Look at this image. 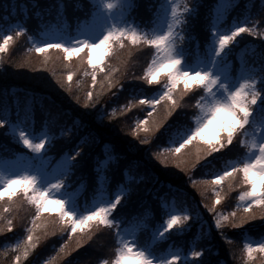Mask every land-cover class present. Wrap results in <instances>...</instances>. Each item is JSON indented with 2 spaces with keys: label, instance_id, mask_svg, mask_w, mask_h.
<instances>
[{
  "label": "snow or ice",
  "instance_id": "obj_1",
  "mask_svg": "<svg viewBox=\"0 0 264 264\" xmlns=\"http://www.w3.org/2000/svg\"><path fill=\"white\" fill-rule=\"evenodd\" d=\"M117 6L130 15L131 9L136 7V4L135 0H103L105 9L112 10ZM194 7L187 0H164L155 9L152 19L148 21L151 24L150 29L137 27L123 14L118 20H110L105 16L100 22L96 18L99 14L97 8L95 15L86 13L83 18H76L75 34L80 37L79 39L59 37L52 42L38 41L35 37L30 39L35 45L34 51L38 53L46 54L49 50L55 49L62 51L64 58L69 62L74 56L86 61L91 66V72L85 71L84 75H91L93 88L97 84V74L105 71V61L110 62L111 58L125 47L126 40L133 46L153 47L154 55L141 79L148 84H160L161 81L163 84L151 98L148 95H141L139 100H134L126 106V111L136 104L150 108L143 119L136 121L133 134L139 137L141 132L145 134L159 132L166 142L172 145L164 148V153L172 157L185 156L184 150L194 147L195 160L191 168H196L202 160L207 163L206 158L213 153L221 154L222 150L228 149L229 146H241L243 152L237 159L227 161L221 170L212 173L211 180L204 181L212 186L211 190L215 193V202L209 209L215 211V205L227 195L223 193L225 183L231 187L233 182L239 179L240 183L236 186L242 188L239 201L243 202L244 215H237V211L241 209V205L238 204L236 210L227 215L218 213L214 219L217 229L229 223L236 227L256 218L254 207L264 209V54L258 70L249 66L248 71L234 74L228 59L232 50L227 46L241 33L264 36V30L257 28L259 21L249 20L250 12L242 19L235 18L234 23H225L221 20V15H226L235 4L233 0H214L212 12L209 14L211 38L205 42L203 52L200 51L199 42H195V55H193L183 43L185 39L183 26L187 23L185 16H190ZM66 19V16L61 17L65 22ZM64 27L65 25L62 24L57 31ZM26 32L27 29L22 24H17L15 28L5 27L0 31V71H6L3 67L2 54L10 48L16 37ZM192 39L195 40L194 37ZM124 63L126 64L127 61ZM108 66L110 68L108 77H112L118 68L110 63ZM53 74L55 75V71ZM74 75L72 71L67 72L69 86ZM56 78L60 80L59 76ZM107 82L109 87L123 88L119 79H108ZM185 97L194 99L192 107L197 114L187 123H181V112L176 110L182 108ZM76 99L78 100L79 97ZM87 99L94 107L93 91L87 93ZM162 104L166 108L164 118L157 121L153 118V114L158 113ZM173 113L176 114L175 117ZM98 114L102 121L103 113ZM112 114H116L115 109H112ZM170 117H173L172 121H169ZM6 124L17 142L35 153H40L41 156L44 155L42 150L50 139L47 132L40 131L34 126L25 130L24 122L0 119V126ZM91 135L89 133L90 137ZM78 152L79 148L75 150V153ZM75 153L64 154L63 166L51 177L46 174V170L40 175L30 174L29 171L7 174L0 172V202H2L0 220H5V226H0V233L15 228L11 219H5V212L12 210L14 197L22 195L36 209L31 218V226L26 228V237L13 245L17 252L15 264H22V258L28 257L39 244L40 237L36 236V230L47 228V222L38 224L37 221L41 220L45 212L57 214L59 231L69 232V240L74 235L80 236L76 244L77 248L92 239L95 229L103 227L114 230L118 247L114 249V259L111 264H176L177 261H181L179 249L162 250L154 242L157 238L163 239L168 230L173 229L174 226L183 225L189 219L187 209L169 207L165 213L167 218L163 219L158 227H154L151 242L141 241L136 235L139 229L128 231L121 227L118 219L113 218L112 213L117 209V205L130 193L124 184L116 185L111 190L99 188L101 176L105 185L109 183L105 173L98 172L94 183L96 203L89 208L78 209L75 198L63 187L68 182L62 179L70 173L75 163ZM162 159L164 163H168V156H163ZM102 163L106 168L107 161ZM175 163L184 167L187 161L175 159ZM185 171H188L187 167ZM193 183L196 181L193 180ZM148 211L142 210L145 215ZM261 216H264V212ZM54 232L55 230L52 234ZM247 240L251 242H246L244 245V264H252L255 253H264V238L257 240L246 237ZM67 245L68 240H65L60 250L65 251ZM202 251L203 249L193 250L191 255L200 257ZM102 264H109V260H103Z\"/></svg>",
  "mask_w": 264,
  "mask_h": 264
},
{
  "label": "trees",
  "instance_id": "obj_2",
  "mask_svg": "<svg viewBox=\"0 0 264 264\" xmlns=\"http://www.w3.org/2000/svg\"><path fill=\"white\" fill-rule=\"evenodd\" d=\"M93 1L0 0V31L7 27V23L15 19L20 23H24L27 29V32L16 37L15 44L13 43L2 54L3 67L6 71H0V119L7 118L11 121L24 122V124L32 123L37 129L47 127L48 130H52L57 127L54 129L57 134L59 131L66 130L65 143L53 142V144H58L59 152L62 151L66 154L74 150L78 143L91 138L75 154V157H78L76 158L78 162L75 161L70 170L73 179L66 186V189L71 191L81 189L80 196L77 198L78 202L80 204L90 203L95 198L93 188L98 172L105 173L109 178L108 185H105L103 176H101L98 187L107 188L108 190L119 184L127 185L129 178H133L135 183L129 189L130 194L126 199L122 198L112 216L118 220L123 219L121 227H123L122 225L136 224L141 221L143 226H140V231H142L140 235L143 234L146 237L141 238L142 241H150L154 227H158L160 222L167 218L165 213L171 207L170 202L177 203L181 207L187 204L190 208V216L186 224L183 225L182 229L169 234L168 239H161L156 246L166 251L170 248L184 247L186 249L190 246L198 250L203 249L202 252L206 254L204 257L187 264H194V262L195 264H244L243 249L246 237L252 235L254 237L264 236V216H261L260 213L254 219L255 222L236 227L230 223L225 224L224 227L218 229L220 233H217L212 219L220 211L227 215L235 210L241 189L234 192L229 207H226L225 203H222L224 206L221 204L215 205L217 210L213 211L211 214H215L211 216L207 212H209L213 203L208 201L205 193L203 197L198 196L199 189L196 183L204 180L202 178L204 175H201V172L205 173L208 168L211 174L224 161H229L230 159L224 156L228 152L221 153L223 155L214 154L207 157V163L202 160L196 168H191V164L195 160V157H193L188 171H179L178 169L168 171L163 169L161 163L157 161L159 157L157 153H161L163 156L168 155L164 153V148L172 145L167 143L159 132L155 134L141 132L139 137L133 134L136 121L143 119L147 114L146 111H150V109L145 105L136 104L135 107L126 111V106L134 100H139L141 95L153 93L158 89V86L150 87L139 82V77L134 78L136 68L131 64L132 56L131 58L127 56L126 66L121 67L120 73H113L112 77H108L110 68L106 66L105 71L100 72L101 74L98 73L95 88L92 85L91 75H84L86 70L79 71L78 75L75 74L70 86L67 79L60 82L53 78L50 68L41 78L34 75L32 71L29 72V69H27V72L22 73L16 70V63L21 59L20 51L17 48H21V45L27 50L34 48L30 37L41 23L47 27L64 24L65 30L74 31L76 29V18H83L86 13H92L95 5ZM157 2H160V0H157ZM233 2L235 7L222 17V21L234 23L235 18L242 19L244 15L250 12L249 20L252 21L253 16L257 15V21H259L257 28L264 30V10H262L264 0H233ZM135 4L136 7L131 9L132 14H136L134 18L142 28L150 29L151 24L148 23L150 21L149 13L154 11L152 1L135 0ZM213 4L214 0H196L192 14L185 18L187 21L183 26L187 27L185 38L188 40L187 44L190 42L192 45L190 52L193 55H195L194 44L197 41L199 42L200 51H204L205 31H209V14L212 12ZM62 16H66V22L61 20ZM193 37L195 40L192 39ZM227 47L232 50L228 56L231 69L240 65L239 63L242 60L247 68L251 66L252 69L257 70L256 66L261 64V57L264 54V36L241 33ZM22 54H25L23 50ZM83 65L86 67L85 61H82V67ZM51 68L58 71L62 68V65L53 64ZM108 79H119L120 84H123V88L119 86L109 87ZM67 91L70 93H67ZM89 91L94 92V107H92V102L87 99ZM151 94L148 95L149 98L152 97ZM77 97H79L78 100ZM112 109L116 110L115 115L112 114ZM176 111L181 112V109ZM99 112L103 113L102 121L99 119ZM175 115L173 113V117ZM186 115L181 112V123H187L191 119L190 117L188 120ZM173 117H170L169 121H172ZM89 133L92 134L91 137ZM142 140L146 142L141 143ZM19 143L10 134L7 124L0 126V158H12L17 154L26 152V149ZM231 149L232 157L236 159L243 152L241 146H229L228 150L231 151ZM47 153L51 155V151ZM109 158H112V161L103 170L104 163L102 162ZM51 160H53V157H51ZM216 161H219L217 168L214 165ZM193 180L196 183H193ZM209 191L212 190L209 189L208 193ZM226 193L228 192L226 191ZM207 206L210 208H207ZM21 207L22 209L14 207L11 212H5V219H11L15 224V228L11 231L6 229L3 233H0V264H15L17 252L15 249L8 251L6 246L9 241L16 243L25 233L27 235L26 228L31 226L32 217H29L28 223H26L21 216L23 215V209L27 207ZM145 209L149 210L147 215L142 212ZM18 210L20 212L16 214ZM261 212H264V210ZM125 221L127 222L125 223ZM4 224L5 220H0V225L3 226ZM145 225H147V228H145ZM38 229L36 230V236L40 237V242L28 257L22 258V264H36L40 260L37 257L40 255L42 243L47 238H53L56 235V233L52 234L51 232L43 233ZM57 234L64 235L63 239L69 235L68 232L59 231ZM115 234L114 231L112 236L114 244L116 243ZM58 238L62 237L59 236ZM64 262L59 264H64ZM252 264H264V255L260 256L258 263L254 260Z\"/></svg>",
  "mask_w": 264,
  "mask_h": 264
},
{
  "label": "rangeland",
  "instance_id": "obj_3",
  "mask_svg": "<svg viewBox=\"0 0 264 264\" xmlns=\"http://www.w3.org/2000/svg\"><path fill=\"white\" fill-rule=\"evenodd\" d=\"M151 1L153 3L152 7H153L154 11L156 8L159 7V5L161 3L164 2V0H160V2H157V0H154V1L151 0ZM93 2L95 4L94 5L95 7L92 10V14L95 15L97 8L99 9V14L96 16L98 21L102 22L103 18L105 16L109 17L110 20H112V19L118 20L121 18L122 14H123V15L127 16V19L129 22L135 24L137 27L142 28L139 25V23L136 21V19L134 18L136 16V14L135 13L132 14L133 11H131V14L129 15L128 12L125 11L124 9H122L120 6H117L116 8H114L112 10H108V9H105L103 7V0H94ZM187 2L190 5H194V3H196V0H187ZM154 11H150L149 20L152 19ZM138 15H140V13H138ZM186 16H185V18H186ZM223 16L224 15H221V20H222ZM257 19H258V16L256 15V16H253V19H251V20H252V22H256ZM17 24H22L26 28V25L24 23H20L16 19L7 23V27L15 28ZM57 28H60V26L51 25V26L47 27V26H44L43 23H41L38 26L37 30L35 29L36 31L34 30V32H32L31 37H35L36 40H38V41L39 40H49V42H52L59 37H64L65 39H67L69 37L74 38V39L80 38L79 36H76V34H75L76 29L74 31L69 32L68 30H65L64 28L60 31H57ZM143 28H145V27H143ZM184 29H185L184 37H186L185 32L187 30V27H184ZM205 37L206 38H204V39L206 41L211 38L209 31H205ZM185 39H184L183 43H184V45H186V48L190 52L192 50V45L190 44V42H189V44H187L188 40H187V38H185ZM14 44H15V41H14ZM33 45H34V43H33ZM34 48H35V45H34ZM34 48L27 50L23 45H21V48L20 47L17 48L20 51V55H21L20 58L23 60L19 59L20 61H18V63H16V65H17L16 70H18L22 73V72H27V69H29V72L32 71V73L34 75H37L41 78L42 75L45 72L49 71V68H50V72L52 74V77L57 79L56 77L59 76L60 82H62L64 79L65 80L67 79V72L68 71H72L77 75H78L79 71H82V70H84V71L86 70L89 73L91 72V66L88 65L86 63V61H85L86 67H85V65H83V67H82V60L79 57L74 56L72 61L69 62L66 58H64V54L62 51H57L55 49H51L46 54H41V53L34 51ZM22 50L25 52V54H22ZM154 51H155L154 48L151 46H148V45L133 46V45H131V43L129 41L126 40L125 41V47L122 48L116 54V56H113L111 58L110 62L105 61V67L108 66L110 63V64L116 66L118 68L117 72L120 73L121 67L126 66L124 61H126L127 56H129V58H131V56H132L133 59H132L131 64H133L132 66L136 68L135 69L136 74L133 75L134 78L137 79V77H139L138 81L144 83V85H147L150 87L158 86V89L156 91L152 90L153 93L152 92L149 93V94L152 93L151 95L153 96L162 87L163 81H161L160 84H148L147 81L142 80L141 77L143 76L147 65L150 63L151 58L154 55ZM129 53H131V54L129 55ZM81 56H83V53H81ZM53 64H56L58 66L60 64V65H62V68L58 71L52 70L51 66ZM239 64L240 65H238L237 67L236 66L233 67L232 71L234 74H236L239 71H248L249 70V68L246 67V65L243 63L242 60L240 61ZM256 67L258 70L260 65H257ZM253 69H255V68H253ZM54 71H55V75L53 74ZM117 72H115V73H117ZM257 74H258V72H257ZM97 76H98V74H97ZM159 85L161 86L160 88H159ZM67 93H70V92L67 91ZM193 103H194L193 99L186 98V97H185V101H183L181 112L183 114H187L186 118L188 117V120L190 117H193L194 115L197 114L196 110L192 107ZM144 109H146V108L144 107ZM165 111H166V108L162 104L160 109H158V113L153 114V118L155 120L163 118ZM192 123L194 124V121H192ZM25 125H26L25 130H27L28 127L34 126V124H32V123L31 124H25ZM56 128L57 127L53 128L52 130H48L47 127L43 128V129L38 128V130H40V131L47 132L49 137H50L49 141L45 145V149L42 150V152L44 153L43 156H41L40 153H35L31 149H28L27 146L23 145L22 143L21 144L19 143L22 147H24L26 149V152L24 151L20 154H17L16 156H14L12 158H7V159L0 158V172H4L5 174H7L10 172L22 173L23 171H29L30 174L40 175L42 173H45V170H46V174L49 177L56 175L59 168L63 166V156H64V154H66L62 151H60V152L58 151V150H60V148L58 147V144L65 143L66 138H67V136L66 137L64 136L66 134V130L59 131V133L57 134V131L54 130ZM90 140H91V138L86 139L84 142L78 143L76 145V147L74 148V150L69 151L67 154L72 155L73 153H75V150L77 148H80V147L82 148V146H84ZM55 141L58 144L57 143L53 144V142H55ZM228 149L222 150L221 153L228 152L224 156H227L230 160H235L236 158L232 157V149H231V151ZM50 151H51V155L47 153ZM184 151H185L186 155L181 156V157H172L170 154L164 155V156H168V163H164V161L162 159L163 154L160 153L157 161L161 163V167L165 170L171 171V170H177L178 169L179 171H183V170H185V167H187V168L189 167L191 159L193 157H195V148L189 147L188 149H186ZM214 154H216V153H213L212 156ZM56 155H58V156L55 157ZM221 155H223V154H221ZM51 157H53V160H51ZM76 158H78V157H74L75 161L78 162V159H76ZM175 159H181L182 161L186 160L187 163L184 167H181L175 163ZM106 161H107V166H108L110 164V162L112 161V158L111 159L109 158ZM225 164H226V161H224L218 167L219 161L214 162L215 168H217V167L218 168H217V170H214L212 173H215V172H218L219 170H221ZM103 170H105V165H103ZM209 170L210 169L207 168L205 173L201 172V175H204V176H202V178L204 180L201 182H197L196 184H197L198 189H199L198 196L203 197V195L205 193L208 201L214 204L215 193L213 191H209V193H208V190L211 189L212 186L204 182V181L212 179V173L210 174ZM62 179H65L68 182L66 185L63 186L66 189V186L71 183V179H73V175L70 172L67 176L62 177ZM52 182L54 183V181H52ZM133 183H135L134 179L130 177L129 181L126 185L128 188V191L133 186ZM239 183H240L239 179L234 181L231 187H229V185L227 183H225L224 188H223V193H226V191L228 193H227L225 199H223L219 204L224 206L222 203H225L226 207L230 206V201L232 199V195L234 194V192H236L237 190H240V189L242 190L241 187L236 186ZM78 187H79V185H78ZM66 190L69 193H71V195L75 198V203L77 204V207L79 210L89 208L91 205L96 203V197H95L93 199V201L90 203L80 204L78 202L77 198L80 196V193L82 190L81 189L72 190V191L68 190V189H66ZM238 195H237V197H238ZM5 200H7V198H5ZM237 200H238V204L241 205V209L239 211H237V215L238 216L244 215V213H243V202L239 201L238 198H237ZM0 203H2V202H0ZM169 204L171 205V207H176V208L181 207L177 203L170 202ZM21 206L27 207L26 209H23V211H22L23 215H21V216L23 217L24 221L26 223H28L29 217H32L35 214L36 209L33 205L28 203V201L22 195H18L17 197L13 198L12 209L14 207H18L19 209L20 208L22 209ZM208 207L209 206H207V208ZM117 208H118V205H117ZM183 208L187 209L188 215L190 216V208L187 206V204H184ZM236 209H237V207L235 208V210ZM0 210H2V209H0ZM215 210H217V209H215ZM262 210H264V209H261L259 207H254V213H255L256 218H257V216H259L260 213H262L261 212ZM19 212H20V210H18L16 214H19ZM121 212H123V211H121ZM212 212L213 211L209 210V212H207V213L211 214ZM218 213H222V212L220 211ZM214 214L215 213L211 214V216ZM78 216H79V211H78ZM216 216L217 215H215V218H216ZM215 218L212 219L213 226H214L215 231L217 233H220V231L215 227V224H214ZM57 219H58L57 214H54V213L49 214L48 212H45L44 216L41 218V220L37 221L38 224H40L42 222H47V228H39L38 229L39 231H41L43 233H50V232L53 233V231L55 230L54 234L56 233V235H54L53 238H47V240L42 243L40 255L37 257V259H40V260L36 264H56L58 261H59L58 264L60 262H63V261H65L64 264H102V261L105 259L109 260V264H111V261L114 259V255H113L114 249L116 247H118V244L117 243L114 244L112 241V239H113L112 236L114 235V230L108 229V228H103V227L99 228V229H95L94 234L92 236V239L88 240L87 243H84L79 248H77L76 244H77V241L80 239V236L74 235L69 240L68 238H69L70 233L68 232L69 235L67 237H65V239H63L64 235L61 236V235L57 234V232L59 231V228H60V225L57 222ZM253 220L254 219L248 220L247 224L248 223L250 224V223H253L256 221V220H254V221ZM118 221L121 224V221H123V219L122 220L119 219ZM19 222H21V221H19ZM186 222L187 221H185L184 224H186ZM142 224L143 223L141 221H138L136 224L133 223L130 225H122V226L124 228H126L128 231H134L136 229H139L138 231H136V235L141 240V238H146L143 236V234L140 235V233H142V231H140L141 230L140 226ZM183 225L174 226L173 229H169L168 230L169 233L167 232L168 235L166 233L163 237V240L165 238L168 239L169 234H171L172 232H175L177 228L182 229ZM3 226H5V224ZM59 232H61V231H59ZM78 233H79V230H78ZM152 233H153V231H152ZM152 233H151V237H152ZM59 236L62 238H58ZM25 237H26V233L22 238H20V240L24 239ZM249 237L253 238V239H257V240L264 238V236L254 237V235L249 236ZM131 238L132 237H129V239H131ZM20 240H18V242ZM65 240H68V245H67V248L65 249V251L62 252L60 249H61V246L64 244ZM159 241H161V239L157 238V240L154 242V244L156 245ZM150 242H151V238H150ZM246 242H251V240H247ZM14 244L15 243L13 241H9L8 245L6 246L7 250L10 251V250L14 249L13 248ZM176 249H179V254L181 255V261H177L176 264H181V262H184V264H187L188 262H193L194 260H196V259L198 260L199 258L204 257L206 255L202 252L200 257H193L191 255V251H193V250L201 251V250H198L197 248L192 247V246H190L186 249L184 247L183 248L175 247V248H170L167 251L176 250ZM66 252H67V254H65ZM57 253H59V255H57ZM5 254H7V253L5 252ZM254 255H255L254 260L258 263L260 261V256H263L264 253H255ZM31 264H34V263H31Z\"/></svg>",
  "mask_w": 264,
  "mask_h": 264
}]
</instances>
